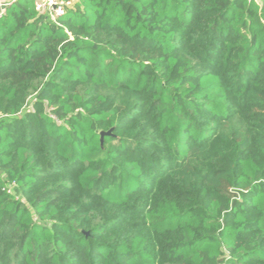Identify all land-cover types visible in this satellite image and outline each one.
<instances>
[{"label": "trees", "instance_id": "1", "mask_svg": "<svg viewBox=\"0 0 264 264\" xmlns=\"http://www.w3.org/2000/svg\"><path fill=\"white\" fill-rule=\"evenodd\" d=\"M34 2L0 17V264H264V0Z\"/></svg>", "mask_w": 264, "mask_h": 264}, {"label": "built area", "instance_id": "2", "mask_svg": "<svg viewBox=\"0 0 264 264\" xmlns=\"http://www.w3.org/2000/svg\"><path fill=\"white\" fill-rule=\"evenodd\" d=\"M18 0H0V7H9ZM78 0H55V7L52 6L53 0H35V10L45 16L50 22L57 23L59 19L64 17L68 9H71ZM5 10L0 11V17Z\"/></svg>", "mask_w": 264, "mask_h": 264}, {"label": "water", "instance_id": "3", "mask_svg": "<svg viewBox=\"0 0 264 264\" xmlns=\"http://www.w3.org/2000/svg\"><path fill=\"white\" fill-rule=\"evenodd\" d=\"M6 9V7H4V6H1L0 7V11L1 10H5ZM110 133H101V137L103 138L104 136H106V135H109Z\"/></svg>", "mask_w": 264, "mask_h": 264}, {"label": "snow or ice", "instance_id": "4", "mask_svg": "<svg viewBox=\"0 0 264 264\" xmlns=\"http://www.w3.org/2000/svg\"><path fill=\"white\" fill-rule=\"evenodd\" d=\"M52 6L55 7V0H53Z\"/></svg>", "mask_w": 264, "mask_h": 264}]
</instances>
